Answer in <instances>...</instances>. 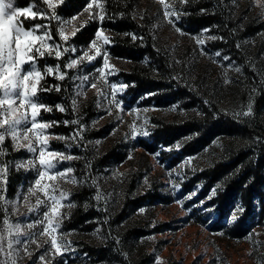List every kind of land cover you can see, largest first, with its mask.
Segmentation results:
<instances>
[{
    "label": "trees",
    "instance_id": "obj_1",
    "mask_svg": "<svg viewBox=\"0 0 264 264\" xmlns=\"http://www.w3.org/2000/svg\"><path fill=\"white\" fill-rule=\"evenodd\" d=\"M88 1L64 0L55 11L63 20H69L83 13ZM102 1L104 21L101 23L98 18H85L76 28H80L85 21L87 23L74 37L70 36L68 44L59 40V22L19 18L26 28L49 23L53 40L62 45V50L69 45L77 48L75 54L65 53L59 60L47 54L37 60L42 71L45 66L55 69L59 63L61 72H67L63 81L55 78L58 75L55 72L45 75L41 81L44 87L58 84L61 91L38 93L40 99L53 109L51 112L41 110L39 120L58 122L47 129L52 148L79 157L64 163L65 167L74 169L72 174L78 181L69 192V201L75 207L69 209L63 220V230L73 235L75 251L52 257L51 264H155L152 254L143 245L149 233V223L145 222L143 216L138 218L137 213L143 205L149 207V203L161 195L156 187L140 193L142 175L139 170L125 172L118 177L116 185L121 193V203L117 209H103L96 202L97 183L105 186L103 176L110 175L115 167L126 160L127 144L112 134L113 124L110 121L98 123L102 110L95 93H85L84 86L85 94H77L81 91L77 87L81 84L78 77L82 72L79 69L85 66L87 71L84 72H91L96 63H81L74 69L64 67L70 58L80 56L81 49H88L95 32L101 27L110 39L105 50L116 62L117 77L128 85L123 95L127 102L159 108L175 106L185 112L182 118H151L150 134L139 139V144L149 153L179 144L174 159L200 154L207 147L214 152L208 165L190 175L187 181H182L181 186L189 191L199 184L202 187L199 192L201 199L219 184L216 194L204 203V207L217 215L210 227L224 231L231 239H244L252 227L264 225V132L258 118L264 108V19L254 10L251 0H188L180 6V10L186 13L180 16L181 27L193 33L211 29L206 34L217 39L207 38L206 50L210 54L219 52L221 57H229L224 62L231 63L233 68H241L240 72H229L230 82L225 87L243 100L246 93L240 89L241 86L256 89L253 96L254 118L236 120L220 111L212 97H204L200 85L207 75L206 67L201 68V75L192 78L190 71L193 64L189 50L184 49L182 58L177 62V56H174L169 45L155 35L144 0ZM15 2L23 7L29 0ZM36 3L39 7H47L41 5L40 0H36ZM141 15L143 19H140ZM131 34H135L137 39L133 40ZM73 99L77 101L75 110ZM57 104L62 105L65 111L60 112L55 107ZM73 120L78 123H71ZM64 121L69 123L65 125ZM81 126L82 139L81 136L71 139ZM56 136L68 139L60 140ZM96 140L102 141L104 147L95 145L93 142ZM221 140H225L223 144L219 143ZM4 146L7 155L0 159L12 162L6 186L7 197L12 198L18 188L29 180L28 171L17 170L12 164L27 156L13 150L10 139H6ZM89 163L90 168L87 167ZM96 178L98 181L93 184ZM237 205L245 211L237 214L236 221H231ZM97 228L100 232L94 236ZM117 238L119 243L116 242Z\"/></svg>",
    "mask_w": 264,
    "mask_h": 264
},
{
    "label": "rangeland",
    "instance_id": "obj_2",
    "mask_svg": "<svg viewBox=\"0 0 264 264\" xmlns=\"http://www.w3.org/2000/svg\"><path fill=\"white\" fill-rule=\"evenodd\" d=\"M251 1L254 5V10L264 19V9L256 6L254 0ZM89 2L90 0L88 3ZM101 3H103L102 0ZM165 4H168L170 8L175 7L180 10L181 4L179 0H165ZM144 5L151 17L155 35L162 42L169 45L171 51L174 52V56H177V61L182 58L184 49L189 50L193 64V69L190 71L192 78L201 75L200 72L203 66L208 70L205 79L201 80L200 85L202 88L201 90L204 91V97H212L217 103V107L220 111L232 116L236 120H250L254 118V116H237L235 113L241 111V109L246 110L250 102L253 104V96L256 89L255 91L253 90L255 87L252 88L253 90L244 85L240 87V89L246 93L245 100L239 97L237 98V94H234L225 87L227 83H229L226 81H230L229 72H233L234 68L231 63L224 62L223 57L217 56L216 53L210 54L206 50L205 43L208 34L204 33L201 35V30L197 33L184 30L179 24L181 22L180 17L177 26L185 33L181 35L167 22V19L163 15L165 11L164 5L161 4L159 0H144ZM91 11L97 13L100 10L94 5ZM78 17V20L72 21L71 24L66 25L67 33L72 31L73 26L76 27L82 20L89 17V13L83 12L81 15H78ZM104 35H106L105 31ZM193 37L204 40L203 45H198ZM49 43L52 42L49 41ZM102 43V40L98 41V44ZM105 46L106 45L103 46L104 49ZM201 49H203L204 54H201ZM61 51L63 50L61 49ZM89 54H94V50ZM81 55L82 52L80 56ZM83 63L89 64L87 60ZM91 63H96L91 72H84L87 71L85 70V66L79 69V72H82L80 77L89 75V83L95 76H98V73H95V69L102 66V57H98ZM109 63L114 66L115 71L112 75L108 76L107 84L100 82L98 87L105 93H108L110 99L111 89L109 85L111 83L120 84L123 82L121 78L117 77L116 62L110 58ZM84 86L85 91H87L85 93H95L97 104L102 110L98 123L101 124L110 121L113 124L112 134L116 138L123 140L127 144L128 149L126 160L115 167L110 175L103 176V183L105 186H101L97 183L98 178H96L99 192L103 197L99 201L96 200V202L101 205L103 209L111 207L117 209L121 203V193L116 185L118 184V177L121 176V173H132L141 170L140 193H144L147 189L152 190V188L156 187L158 193L161 195L159 199H155L151 204L149 203V207L143 205L140 209H144V211H139V213H137L139 215L137 216L138 218L143 216L145 222L147 221L149 223V233L144 238L145 244L143 245L146 246V251L152 254L154 262L156 258L159 257L162 264H264V225H255L252 227L244 239H231L224 231L213 230V228L210 227V224L216 219L217 215L212 213L210 208L204 207V204L202 206L199 204L200 201H204L205 203V201H208L212 197V189L215 187L211 188L207 196L200 199L199 192L202 187L199 184L194 185L189 191H185V186H181L182 181H187L190 175L201 171L208 165L209 159L214 152L207 147L200 154L182 156L179 159H174L177 154L176 151L178 150L176 147L177 145L173 148L161 147L149 153L138 142L139 139H144L146 137L138 135L133 138L131 135L129 125L133 122H135L138 127L143 125L144 128L148 130L152 125L151 118L159 117L169 120L178 117L182 118L185 115L184 111L175 106L159 108L153 105L139 106L136 103H129L123 97L125 90L122 94H117V99L123 101L124 111H121L117 109L114 104H110L108 99H105L103 96L98 97L96 89L88 87V84H84ZM137 109L138 111H135ZM145 109H147V111H145ZM109 111H111V115L108 114ZM258 118H260L263 124L262 131L264 132V108L261 109ZM145 120L148 121L146 125L144 124ZM46 134L50 139V135L47 131ZM97 141L100 143L97 144ZM224 141L225 140H221L219 143L223 144ZM10 142L12 145L11 139ZM93 143L97 146L99 145V147H104L100 140H96ZM49 145L50 150H56L52 148L53 146L50 142ZM19 151L22 152V155L24 154L27 156L26 158H20V160L28 159L32 156L26 149H20ZM157 153L158 155H153ZM129 156H131V159H129ZM64 163L65 161L58 165V168L61 170L68 168L64 166ZM14 165L15 163H13L12 166L17 169ZM20 170L28 171L27 177H29V180L18 188L17 193L12 198L7 197L9 200L14 201L18 195L22 193L27 194V188L36 178L35 170H25L23 168H20ZM169 173H171V175H169ZM68 176L71 178L73 174L69 173ZM145 178L147 179V183H145ZM173 182L179 184L180 187L178 189L174 188ZM57 183L60 184L63 190L68 192H70L73 186L72 183L64 180H58ZM38 195L42 197V194L38 193ZM189 195H192V199H185ZM179 199L185 200L184 208L176 203ZM30 202L34 204L35 197H31ZM68 202H70L69 197L67 200L62 201L64 204ZM188 208L192 209V211H186ZM69 209L70 208L66 207L61 208V213L67 216ZM45 210L46 209L41 206L39 212L29 214L27 212V207L23 205L22 195L19 211L16 214L11 215L12 207H8L11 222L16 223L18 221L22 225L42 218V213ZM3 216L4 213L0 211V223H2ZM207 218H209V220L205 221ZM25 230L39 232L42 230V226H37V228L32 230ZM60 232L67 233L63 230V223L57 235H59ZM220 233H223V235H220ZM150 237L154 238L150 239ZM67 239L72 241L73 235L71 234ZM40 242L43 243V239H41ZM47 247L48 245H45L44 248L37 250L36 245H31L30 250L33 251V256L31 258L25 257L19 264H33V261H38V257ZM68 253H73V251ZM51 258V256L46 257V260Z\"/></svg>",
    "mask_w": 264,
    "mask_h": 264
},
{
    "label": "snow or ice",
    "instance_id": "obj_3",
    "mask_svg": "<svg viewBox=\"0 0 264 264\" xmlns=\"http://www.w3.org/2000/svg\"><path fill=\"white\" fill-rule=\"evenodd\" d=\"M64 0H40L41 5H46V8L37 6L36 0H29V3L23 7L17 6L15 0H0V157L7 155V149L4 144L6 139H11L13 150L19 151L20 149H26L32 156L28 159L15 162L17 169L23 168L25 170H35L36 178L30 183L27 188V194H20L17 198L9 200L7 198V174L12 162H7L0 159V211L4 213L2 223H0V264H19L25 257L31 258L33 251L30 250L31 245H36V249L39 250L45 248L44 252L38 257V261H33V264H51V259L46 260V257L63 256L70 251H75L72 247V241L67 237L72 233L60 232L57 235L58 230L61 228L63 219L66 218V214L61 213V208H72L75 204L68 202L62 203L68 199L70 193L61 188L58 180H64L66 182L77 184V178L72 176L69 178L68 174L73 173L74 169L68 167L66 169H59L58 165L64 161H71L73 159H79L73 155H66L63 152L50 150L49 136L46 134L47 129L58 122H42L38 118L40 117L41 110L51 112L52 106L46 105L39 97L38 93L41 91H61L60 85H53L44 87L41 81L45 78V75H53L54 72L58 73L55 76L56 79L63 81L67 75V72H61L60 64L55 66H45L43 71L38 67L37 60L44 58L47 54L49 57H54L59 60L65 53L75 54L77 48L73 45L63 47L62 45L53 40L51 34V28L49 23L34 24L28 28L24 27V23L19 18L23 17L25 20H35L37 18L41 20L59 22L58 36L59 40L64 44H68L71 37H74L80 28H83L87 21L81 23L80 28L73 26L70 33L66 32V25L72 23V21L78 20V16L74 15L70 20H63L55 11L59 4H62ZM164 5L165 11L163 13L167 22L171 24L175 31L183 33L182 29L177 26L178 21L183 13L181 10L171 7L165 4V0H159ZM188 0H179L181 5H184ZM256 6L264 9V0H254ZM100 11L93 13L91 10L93 6ZM49 10H52L49 13ZM84 12L89 13V20L97 19L102 23L105 19L104 7L101 0H90L87 4ZM201 11H205L201 9ZM174 17V19H173ZM135 18V17H133ZM144 17L141 15L140 19ZM211 29H202L201 35L206 32H210ZM39 33V34H38ZM128 35V34H126ZM132 39H137L135 34H131ZM198 45H203L204 40L197 37H193ZM140 39H143L142 37ZM208 39H217L215 36H209ZM103 41L102 44H98V41ZM49 41H53L49 43ZM110 39L104 35V29L101 27L95 32V39L90 42L87 50L82 51V55L78 58H70L64 65L66 69H74L87 60L89 63L96 60L98 57H102V66L95 69V76L89 83V75L78 77L81 80V84L77 85L80 92L78 95L85 94L83 92L84 84H88V87L96 89L97 96H103L109 100L110 104H114L117 109L124 111L123 101L117 99V94H122L128 85L120 83H111L109 85L111 89L110 99L109 94L105 93L98 87L100 82L108 83V76L112 75L115 71L114 66L110 65V57L107 51L104 49V45H108ZM239 47V45H237ZM94 50V54L89 53ZM201 54L203 49H201ZM220 56V53H216ZM224 60H229V57H223ZM179 62V61H177ZM107 70V71H106ZM236 72H240V67H235ZM230 82V81H226ZM255 91V89L253 90ZM77 105L76 99L72 100L73 110ZM55 107L64 112L65 108L57 104ZM174 110V109H173ZM135 111H138L135 110ZM147 111V109H145ZM111 115V111L108 113ZM237 116L251 117L254 116L253 104L250 102L246 110L235 113ZM65 125L69 122L64 121ZM71 123L76 124L78 121L73 120ZM147 120L144 121L146 125ZM131 135L133 138L136 136L147 137L150 133L143 125L139 127L135 122L129 125ZM83 126L77 131L71 139H75L76 136H81ZM127 135V134H126ZM55 138L60 140H66L68 137L56 136ZM82 139V136H81ZM260 139L259 137L257 138ZM100 143L99 141L96 142ZM66 147H70L67 145ZM179 148V144L176 146ZM153 155H158L153 154ZM131 159V156H129ZM187 163V161H186ZM87 167H91L89 163ZM120 175H123L122 173ZM171 175V173H169ZM93 180V184H95ZM145 183L147 179L145 178ZM174 188H179V184L173 182ZM220 185H216L212 189V195L216 194L217 188ZM38 193L42 194L38 195ZM58 193V195H57ZM21 195L23 205L27 207V212L37 213L41 206L46 210L42 213V218L36 219L30 223L22 225L20 222L12 223L10 220V214L8 207H12L11 215L16 214L19 211V205L21 204ZM35 197V203L30 202V198ZM96 200L99 201L103 197L97 189ZM185 199H192V195L187 196ZM182 208L185 206V200L179 199L176 201ZM200 206L204 204V201L199 202ZM143 212L144 209H140ZM186 211H192L188 208ZM245 209L237 205L233 210L230 217L231 221L238 219V213L244 212ZM42 226V230L39 232L26 231ZM100 232L97 228L93 235L96 236ZM223 235V233H220ZM154 237H150L152 239ZM43 239V243L40 240ZM119 243V239L116 240ZM125 258L127 254L124 253ZM155 264H162L159 257L156 258Z\"/></svg>",
    "mask_w": 264,
    "mask_h": 264
}]
</instances>
